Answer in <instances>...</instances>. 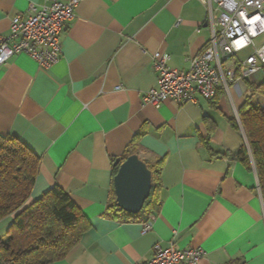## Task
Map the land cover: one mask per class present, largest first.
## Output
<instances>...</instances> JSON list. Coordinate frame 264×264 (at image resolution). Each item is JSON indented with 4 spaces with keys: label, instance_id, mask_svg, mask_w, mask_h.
Instances as JSON below:
<instances>
[{
    "label": "crops",
    "instance_id": "1",
    "mask_svg": "<svg viewBox=\"0 0 264 264\" xmlns=\"http://www.w3.org/2000/svg\"><path fill=\"white\" fill-rule=\"evenodd\" d=\"M46 2L0 0V38L16 15ZM206 16L201 0H81L57 62L45 66L19 52L0 64V134L42 159L32 199L58 185L89 220L55 264H145L156 244L201 248L197 264H264V198L255 167L236 153L246 143L239 110L250 86L264 81V67L213 100L143 101L158 87L153 54L188 68L211 36ZM263 44L264 34L255 40ZM253 100L264 106V97ZM127 151L148 164L164 160L160 205L148 222L112 208L114 160ZM12 221H0V237Z\"/></svg>",
    "mask_w": 264,
    "mask_h": 264
},
{
    "label": "built area",
    "instance_id": "2",
    "mask_svg": "<svg viewBox=\"0 0 264 264\" xmlns=\"http://www.w3.org/2000/svg\"><path fill=\"white\" fill-rule=\"evenodd\" d=\"M80 1L47 0L39 6L31 4L25 13L16 15L12 19L10 35L0 38V64L19 52L30 54L45 66L57 62L62 55L60 36L66 23L74 18ZM201 2L207 9L209 40L189 60V67L185 69L171 67L168 53L155 52L153 67L157 72L158 87L144 94L145 103L159 105L165 99L178 104L212 100L221 87L229 89L231 82L251 76L264 67V44L259 48L255 46V40L264 34L261 24L264 0ZM249 47L254 51L241 59L239 54ZM152 219L151 216L150 221ZM150 228L147 223L144 231ZM153 251L145 264H197L204 255L201 248L178 249L174 245L162 247L156 244Z\"/></svg>",
    "mask_w": 264,
    "mask_h": 264
},
{
    "label": "trees",
    "instance_id": "3",
    "mask_svg": "<svg viewBox=\"0 0 264 264\" xmlns=\"http://www.w3.org/2000/svg\"><path fill=\"white\" fill-rule=\"evenodd\" d=\"M250 90L252 94L239 110L246 143L236 153L247 168L255 167L264 198V106L253 100L255 95L264 97V81L251 85ZM132 154L133 151H127L121 160ZM41 162V157L18 137L0 134V221L13 216L5 235L0 237V264H55L67 256L89 229V220L82 209L62 187L55 185L32 199ZM147 165L153 174L152 188L139 213L130 214L117 206L112 185V208L128 214L129 219L145 215L142 220L147 221L159 208V179L164 160ZM118 170L119 165H114V177Z\"/></svg>",
    "mask_w": 264,
    "mask_h": 264
},
{
    "label": "water",
    "instance_id": "4",
    "mask_svg": "<svg viewBox=\"0 0 264 264\" xmlns=\"http://www.w3.org/2000/svg\"><path fill=\"white\" fill-rule=\"evenodd\" d=\"M116 159L119 170L114 177L116 204L130 214L139 213L150 196L153 174L147 163L136 153L124 161Z\"/></svg>",
    "mask_w": 264,
    "mask_h": 264
},
{
    "label": "clouds",
    "instance_id": "5",
    "mask_svg": "<svg viewBox=\"0 0 264 264\" xmlns=\"http://www.w3.org/2000/svg\"><path fill=\"white\" fill-rule=\"evenodd\" d=\"M256 19H257V20H259V19H260V17H259V16H257V17H256ZM261 24H262V25H264V21H261ZM255 34H256V33H255V31H253V35H255Z\"/></svg>",
    "mask_w": 264,
    "mask_h": 264
}]
</instances>
